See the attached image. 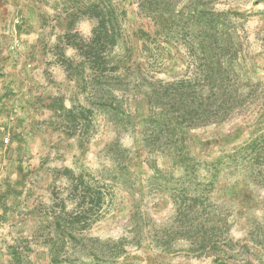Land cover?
<instances>
[{
	"label": "rangeland",
	"instance_id": "rangeland-1",
	"mask_svg": "<svg viewBox=\"0 0 264 264\" xmlns=\"http://www.w3.org/2000/svg\"><path fill=\"white\" fill-rule=\"evenodd\" d=\"M90 5L120 37L102 82L77 49L96 27ZM209 11L229 19L238 108L188 130L193 160L175 166L149 116L173 103L167 83L202 75L195 23ZM262 122L264 0H0V264H264ZM260 136L251 169L230 157ZM80 173L104 187L103 216L63 240L53 218L74 208ZM196 194L206 208H189Z\"/></svg>",
	"mask_w": 264,
	"mask_h": 264
},
{
	"label": "trees",
	"instance_id": "trees-1",
	"mask_svg": "<svg viewBox=\"0 0 264 264\" xmlns=\"http://www.w3.org/2000/svg\"><path fill=\"white\" fill-rule=\"evenodd\" d=\"M83 11L95 18L96 27L92 30L90 39L77 46V49L87 70L94 72V75L102 82L120 68L119 62H115V68L109 66L110 51L117 45L120 38L117 23L112 19V14L100 6H86ZM196 21L198 38L194 41L196 53L194 55L195 59L199 60V65L195 70L202 75L195 79L188 78L167 83L165 95L161 96L171 97L173 103H169L168 109L158 108L159 112L149 116L152 123H158V120L163 122L164 131L161 134L167 140L164 149H173L171 152L174 153L173 165L175 166L187 165L193 160L186 156L182 149L188 130L223 122L238 108L239 92L231 82H228L231 68L229 64L232 58L227 51L233 46L230 36L225 31L229 19L225 13L209 11L201 14ZM169 90L171 95L168 94ZM161 96L157 94V102ZM262 138L263 136L254 139L230 157L236 159L241 153L248 154L250 159L246 156L241 159L242 161L248 159L245 163L250 165L246 169H251L252 160L258 159L255 153L261 145ZM251 155L255 157L252 158ZM209 167L215 171V164L211 163ZM214 177L213 174L206 185L196 182L195 191L207 192L210 189L212 192ZM69 181L71 183L69 200L74 202V208L62 212L65 218L56 216L53 220L55 228L66 227L63 240L71 241V239L75 240L74 232H84L101 219L106 192L102 185L85 173H80L78 176L72 175ZM188 201L192 204L189 208H206L205 202L209 201V197L196 194ZM52 259L51 262L54 263L56 256ZM217 264L227 263L219 261Z\"/></svg>",
	"mask_w": 264,
	"mask_h": 264
}]
</instances>
